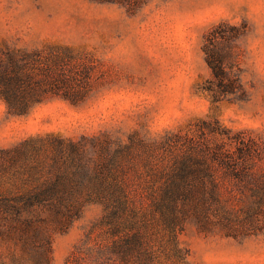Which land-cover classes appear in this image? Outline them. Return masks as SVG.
I'll list each match as a JSON object with an SVG mask.
<instances>
[{"label":"rangeland","instance_id":"obj_1","mask_svg":"<svg viewBox=\"0 0 264 264\" xmlns=\"http://www.w3.org/2000/svg\"><path fill=\"white\" fill-rule=\"evenodd\" d=\"M206 49L225 56L230 89L213 76ZM5 69L19 75L13 99L32 104L23 113L2 95ZM214 132L264 146V0H0V161L29 139L43 141L49 163L56 140L84 142L97 157L107 143L113 152L135 139L125 177L130 194L146 198L149 166L163 169ZM224 195L240 205L237 191ZM101 213L88 206L54 234L51 264H72ZM178 239L187 251L178 264H264V229L232 238L190 224Z\"/></svg>","mask_w":264,"mask_h":264},{"label":"trees","instance_id":"obj_2","mask_svg":"<svg viewBox=\"0 0 264 264\" xmlns=\"http://www.w3.org/2000/svg\"><path fill=\"white\" fill-rule=\"evenodd\" d=\"M94 1L133 7L141 3ZM206 54L220 85L233 87L236 78L227 71L225 56L214 49ZM3 76L7 106L23 113L32 104L13 99V87L9 92L19 75L5 69ZM214 133L213 141L203 148H185L163 169L149 166L147 173L155 179L146 198L132 196L125 177V155L135 139L131 145L118 144L113 152L107 143L97 157L84 142L56 140L51 163L40 153L42 140L29 139L7 151V159L0 161V264H51L54 234L69 230L93 205L101 207V216L72 264L184 262L187 251L178 238L190 224L204 234H257L264 229V146L240 134ZM138 142L145 145L142 139ZM5 177L12 180V188H4ZM234 191L240 194L237 207L224 195Z\"/></svg>","mask_w":264,"mask_h":264}]
</instances>
